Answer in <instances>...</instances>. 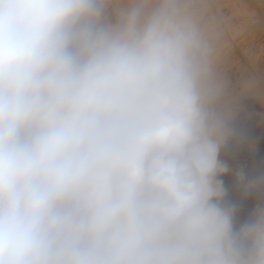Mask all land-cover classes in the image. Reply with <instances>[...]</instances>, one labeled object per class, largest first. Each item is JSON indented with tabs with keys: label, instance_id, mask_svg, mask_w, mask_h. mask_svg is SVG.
Here are the masks:
<instances>
[{
	"label": "clouds",
	"instance_id": "1",
	"mask_svg": "<svg viewBox=\"0 0 264 264\" xmlns=\"http://www.w3.org/2000/svg\"><path fill=\"white\" fill-rule=\"evenodd\" d=\"M228 31L209 0H0V264H264V207L221 205Z\"/></svg>",
	"mask_w": 264,
	"mask_h": 264
},
{
	"label": "rangeland",
	"instance_id": "2",
	"mask_svg": "<svg viewBox=\"0 0 264 264\" xmlns=\"http://www.w3.org/2000/svg\"><path fill=\"white\" fill-rule=\"evenodd\" d=\"M209 2L213 12L226 18L232 44L226 67L236 97L229 124L233 134L220 150L219 159L228 171L218 179L225 189L221 205L234 208L233 223L239 228L264 207V0ZM254 56L260 57L255 63ZM247 73L259 75L261 89L242 95L241 81ZM248 184L257 186L249 190Z\"/></svg>",
	"mask_w": 264,
	"mask_h": 264
}]
</instances>
